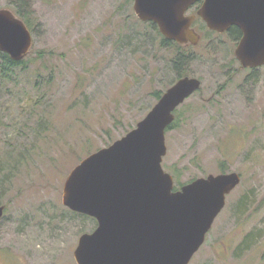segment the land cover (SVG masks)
Masks as SVG:
<instances>
[{"label": "rangeland", "instance_id": "obj_1", "mask_svg": "<svg viewBox=\"0 0 264 264\" xmlns=\"http://www.w3.org/2000/svg\"><path fill=\"white\" fill-rule=\"evenodd\" d=\"M23 1L25 67L3 77L0 65V264H77L78 238L97 222L63 205L64 180L177 81L178 51L192 55L180 69L202 87L176 108L162 167L176 189L221 163L241 176L188 264H264V66L241 69L237 43L203 28L202 43L164 44L133 0Z\"/></svg>", "mask_w": 264, "mask_h": 264}, {"label": "water", "instance_id": "obj_2", "mask_svg": "<svg viewBox=\"0 0 264 264\" xmlns=\"http://www.w3.org/2000/svg\"><path fill=\"white\" fill-rule=\"evenodd\" d=\"M133 1L137 17L155 23L165 37L195 39L185 11L198 0ZM198 15L219 32L237 26L242 38L234 54L240 64L264 65V0H203ZM32 41L23 20L0 8V51L20 61ZM200 88L199 78L180 77L134 128L70 170L62 187L63 205L97 222L78 238L73 251L77 264H188L204 243L240 174H208L174 190L173 176L162 167L174 110ZM4 211L0 205V219Z\"/></svg>", "mask_w": 264, "mask_h": 264}, {"label": "trees", "instance_id": "obj_3", "mask_svg": "<svg viewBox=\"0 0 264 264\" xmlns=\"http://www.w3.org/2000/svg\"><path fill=\"white\" fill-rule=\"evenodd\" d=\"M26 2H24L23 0H18V5H14V3L12 4L13 5V13H15V15H17L19 18H21L23 20V22L26 24V26L31 30V24L26 16V13L23 11L24 8H26L27 4L24 5ZM233 31H237V28L236 27H232ZM165 39H164V44H167V45H172V44H176L178 45L179 47L182 46L181 44L179 43H165ZM41 56V54H40ZM192 58V55L190 54H183L181 51H178V54L174 60V66L176 67V69L178 70V77H181L183 75H187V73H183L180 69L182 63L186 60V59H190ZM0 65H1V74L3 77H8L12 71H13V68L14 67H18V66H21V67H25V57L20 60V61H14L13 59L10 58V56L5 53V52H2L0 51ZM180 69V70H179ZM155 97L158 99L160 96H161V92H155L154 93ZM174 122H172L166 130H168L169 128L172 127ZM220 171L221 172H225V167H224V163H221V167H220ZM174 178V182L176 183V178L173 176ZM176 185L174 184V189H176L177 187H175ZM247 196V195H246ZM246 196H244L241 201H240V205L239 207L243 206L244 204V198H246ZM250 234H248L247 236H249Z\"/></svg>", "mask_w": 264, "mask_h": 264}, {"label": "flooded vegetation", "instance_id": "obj_4", "mask_svg": "<svg viewBox=\"0 0 264 264\" xmlns=\"http://www.w3.org/2000/svg\"><path fill=\"white\" fill-rule=\"evenodd\" d=\"M202 2H203V0L195 1L185 11V15L186 16H190L192 18L189 28L195 34V39L194 40L187 39L185 41H181L180 42V41H177V40H174V39L167 38L160 32L163 35L164 39L166 40L165 43H179V44H185V45L186 44H190V43H200V42L202 43V42H204V40H202V35L200 34V31L198 29L203 28V29L207 30V32L209 34L210 33L226 34L229 37H231V42L238 44L240 42L241 38H242V31L237 26H230L227 30H225L223 32H219L217 30H213V29H210V28L207 27L205 21L198 15V10L201 7ZM232 27H236L237 31L234 32ZM225 43H228V42H225ZM236 60L238 61L237 58H236ZM238 63H239V66H240L241 69H244V70L248 69L250 71V73H253L256 69L264 66V65H261V66H257V67H244V66H242L240 64L239 61H238Z\"/></svg>", "mask_w": 264, "mask_h": 264}]
</instances>
